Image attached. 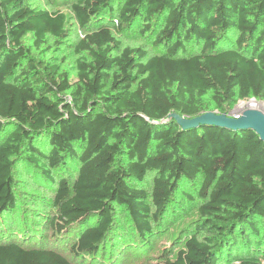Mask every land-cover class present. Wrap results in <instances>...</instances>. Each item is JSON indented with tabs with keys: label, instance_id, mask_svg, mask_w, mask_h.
Masks as SVG:
<instances>
[{
	"label": "trees",
	"instance_id": "1",
	"mask_svg": "<svg viewBox=\"0 0 264 264\" xmlns=\"http://www.w3.org/2000/svg\"><path fill=\"white\" fill-rule=\"evenodd\" d=\"M69 6L83 31L72 72L47 45L66 36V15L0 0V264H76L5 228L17 170L54 187L51 224L74 257L149 244L188 202L196 217L173 247L140 264H264V141L249 128L169 118L264 101V0ZM129 30L162 52L123 45L116 33Z\"/></svg>",
	"mask_w": 264,
	"mask_h": 264
},
{
	"label": "rangeland",
	"instance_id": "2",
	"mask_svg": "<svg viewBox=\"0 0 264 264\" xmlns=\"http://www.w3.org/2000/svg\"><path fill=\"white\" fill-rule=\"evenodd\" d=\"M34 8L46 9L50 11H61L66 15V36L54 46L50 40L47 45L51 46V52L63 63V68L73 71L74 59L78 56L74 54L73 46L80 37V31L72 19L70 3L72 0H28ZM115 19V16L114 18ZM115 23L114 21H112ZM110 22V24H112ZM83 33V31H82ZM116 38L120 39L123 45L139 46L150 55L160 54L162 50L152 44V39L138 34L137 31L129 30L116 33ZM74 78V75L72 76ZM255 108L264 113V101L249 98L238 101L227 115L237 117L245 109ZM63 177L71 180L75 176L73 171L60 173ZM15 197L17 199L13 212V217L7 219L5 228L12 232V238L24 245H37L40 239L58 250L76 264H140L148 260L157 258L165 249L173 247L174 241L179 239L182 231L186 229L188 223L196 217L195 203H179L181 211L178 216H170L162 225L157 228L155 234L150 237L149 244H136L132 239L129 243L120 242L114 245L102 246V249L95 256L94 260L89 258L74 257L69 251L71 238L59 237L51 224V219L55 214L56 207L52 204L54 187L48 186L44 182H35L38 178L25 172L14 173ZM152 176L148 175L142 187L149 190ZM121 219V215L118 216ZM3 221V220H2ZM9 225L6 226V225ZM159 231V232H157ZM60 235V234H59ZM115 248V249H114ZM89 261V263L87 262Z\"/></svg>",
	"mask_w": 264,
	"mask_h": 264
},
{
	"label": "water",
	"instance_id": "3",
	"mask_svg": "<svg viewBox=\"0 0 264 264\" xmlns=\"http://www.w3.org/2000/svg\"><path fill=\"white\" fill-rule=\"evenodd\" d=\"M169 118H174L182 128L207 124H215L231 129L249 128L264 141V113L255 108L245 109L237 117L229 116L226 113L208 111L192 118L172 113Z\"/></svg>",
	"mask_w": 264,
	"mask_h": 264
},
{
	"label": "bare ground",
	"instance_id": "4",
	"mask_svg": "<svg viewBox=\"0 0 264 264\" xmlns=\"http://www.w3.org/2000/svg\"><path fill=\"white\" fill-rule=\"evenodd\" d=\"M253 108V107H252Z\"/></svg>",
	"mask_w": 264,
	"mask_h": 264
}]
</instances>
